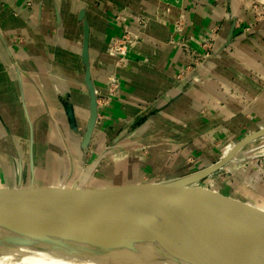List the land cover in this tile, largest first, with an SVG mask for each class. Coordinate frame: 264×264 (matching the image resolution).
<instances>
[{
	"label": "crops",
	"instance_id": "0c3cea01",
	"mask_svg": "<svg viewBox=\"0 0 264 264\" xmlns=\"http://www.w3.org/2000/svg\"><path fill=\"white\" fill-rule=\"evenodd\" d=\"M81 9L99 95L84 158L79 145L89 104ZM124 32L135 46L113 53ZM0 35L5 188L14 185L18 159L22 172L27 162L29 185L27 119L33 188L77 183L96 193L183 178L264 129V0H0ZM262 140L245 146L220 170L218 182L209 181L219 187L223 203L203 190L196 193L201 183L182 192V203L197 199L208 210L244 208L264 215Z\"/></svg>",
	"mask_w": 264,
	"mask_h": 264
},
{
	"label": "water",
	"instance_id": "95a60500",
	"mask_svg": "<svg viewBox=\"0 0 264 264\" xmlns=\"http://www.w3.org/2000/svg\"><path fill=\"white\" fill-rule=\"evenodd\" d=\"M77 20L82 25L81 65L89 104L79 145L84 158L97 120L99 95L90 74L89 27L84 9ZM234 26L235 22L228 33V44ZM66 116L71 131L78 134L70 105L66 106ZM27 122L30 181L23 191L18 159L14 185L0 195V259L7 249L25 248L91 263L104 259L107 264H264L263 214L244 208L208 210L199 201L193 203L197 199L182 203V192L222 170L248 144L264 138V129L239 141L215 164L183 178L96 193L80 189L77 183L69 189L33 188V139ZM203 192L224 202L216 193ZM168 196H174V200ZM13 233H19L20 238L9 241L6 237ZM113 246L124 248L132 260L120 262Z\"/></svg>",
	"mask_w": 264,
	"mask_h": 264
},
{
	"label": "bare ground",
	"instance_id": "6f19581e",
	"mask_svg": "<svg viewBox=\"0 0 264 264\" xmlns=\"http://www.w3.org/2000/svg\"><path fill=\"white\" fill-rule=\"evenodd\" d=\"M9 241L20 238L19 233H13L6 237ZM4 251L5 254L0 260V264H107L104 259L91 263L90 261H83L76 257L65 255L59 257L58 255H47L44 253L32 252L25 248L11 249ZM113 252L120 258V262L126 263L132 260V255L120 246H113ZM15 260V261H14Z\"/></svg>",
	"mask_w": 264,
	"mask_h": 264
},
{
	"label": "rangeland",
	"instance_id": "374dc122",
	"mask_svg": "<svg viewBox=\"0 0 264 264\" xmlns=\"http://www.w3.org/2000/svg\"><path fill=\"white\" fill-rule=\"evenodd\" d=\"M257 144H260V146H264V140H262L260 143H257ZM27 172L28 171H27V162H26L25 163L24 172H23V184H22V190L23 191L26 189L27 182H28V173ZM222 174H223L222 171H220V172L218 171L217 173L213 174L209 178L205 179L203 182H201L200 187H197L195 189V192L197 193V191L199 192V191H202L203 190V191H207V192H210V193H216V194L219 195V197H220L219 199H222L221 198L222 196L220 195V189H219V187L218 186H213V185L212 186H209V181H212L213 182V180L215 181V179H216V182H218L217 180H219L221 177L222 178L224 177V176H222ZM1 182L2 181L0 180V189H2L0 191V194H2L3 191L5 190V187L2 186ZM37 184H39L38 181H37ZM35 189H37V188H35ZM38 189H40V188H38ZM193 201H194L193 203H197L198 202V200H193ZM188 204L189 203H187V205ZM0 205H1V203H0ZM0 235H2L1 232H0Z\"/></svg>",
	"mask_w": 264,
	"mask_h": 264
},
{
	"label": "built area",
	"instance_id": "2783aa9c",
	"mask_svg": "<svg viewBox=\"0 0 264 264\" xmlns=\"http://www.w3.org/2000/svg\"><path fill=\"white\" fill-rule=\"evenodd\" d=\"M126 35V36H125ZM121 42H114V44L112 45L111 49L113 50V53L116 54H125V48L126 46H130L131 48H133L135 46V41L134 38L132 37V35H130V33L124 32V37L120 40Z\"/></svg>",
	"mask_w": 264,
	"mask_h": 264
}]
</instances>
